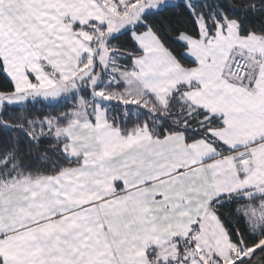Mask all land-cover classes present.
<instances>
[{"label":"snow or ice","instance_id":"snow-or-ice-1","mask_svg":"<svg viewBox=\"0 0 264 264\" xmlns=\"http://www.w3.org/2000/svg\"><path fill=\"white\" fill-rule=\"evenodd\" d=\"M42 73L73 125L0 146V264H264V0H0V84Z\"/></svg>","mask_w":264,"mask_h":264},{"label":"trees","instance_id":"trees-1","mask_svg":"<svg viewBox=\"0 0 264 264\" xmlns=\"http://www.w3.org/2000/svg\"><path fill=\"white\" fill-rule=\"evenodd\" d=\"M0 93L13 94L7 83L0 84ZM70 108H75V104L65 98L53 103L41 99L27 100L21 104L0 103V113H2L0 114V146L7 152V158L12 160L13 156L19 154L14 147L17 142L20 145L21 152L31 148L35 154L44 149L45 144H41L39 147L29 145L24 134L31 133L32 139H37L32 132V127H36L38 118L39 123L45 120L44 117H47V119L58 118L63 112H68ZM29 117L32 119L31 124L28 123ZM71 122L73 121L63 119L58 121V125L61 128ZM5 126H8V131H4ZM3 154L4 152H0V155ZM27 159L31 158L28 157Z\"/></svg>","mask_w":264,"mask_h":264},{"label":"rangeland","instance_id":"rangeland-1","mask_svg":"<svg viewBox=\"0 0 264 264\" xmlns=\"http://www.w3.org/2000/svg\"><path fill=\"white\" fill-rule=\"evenodd\" d=\"M23 69V65H21L20 67V71H22ZM79 74V69H76V71H74V73L71 75V76H75ZM43 73L41 74V77H42ZM39 78V84L37 86H31L27 80L23 78H20L17 82V88H21V91H24V95L23 93H20L19 95H14V98H17L19 100H27V99H41L43 101H46V102H56L58 100H53L51 98V96L44 90L46 89H54L55 88V85L57 83V81H53L51 80V83H48V82H41L40 79L42 78ZM27 78V77H26ZM61 79V78H59ZM69 80V78H68ZM26 81V82H25ZM30 81V80H29ZM27 83V84H25ZM47 97V98H46ZM13 98V94H5V93H0V103H7L8 101L10 102ZM63 98V97H62ZM78 99L77 98V102H78ZM69 111H75V108L73 109H69ZM67 112V111H66ZM65 113V112H63ZM62 113V114H63ZM62 114L58 117V118H49V119H46V120H43L41 121L40 123H36V127H32V132L34 133V135L38 138L42 135H49V136H55L58 129L60 128L59 125H58V121L61 120V116ZM65 120H71L69 119L67 116L64 117ZM0 163H3V161H1ZM206 264H207V261H206ZM225 264H227V262H225Z\"/></svg>","mask_w":264,"mask_h":264},{"label":"crops","instance_id":"crops-1","mask_svg":"<svg viewBox=\"0 0 264 264\" xmlns=\"http://www.w3.org/2000/svg\"><path fill=\"white\" fill-rule=\"evenodd\" d=\"M58 2H59V0H58ZM89 15H95V13H88ZM100 15L101 16H103V13H100ZM65 63V61H63V60H60L58 63H57V68H58V70L62 67V65ZM71 63H72V65H73V68H75L76 67V62H75V59H72L71 60ZM74 73V71H71L70 72V75H72ZM42 79H40L41 80V82H48V83H51V80L50 79H48V77L46 76V75H42V77H41ZM61 79L60 80H68V78H69V74H64V75H62L61 77H60ZM24 79L25 80H27V82L31 85V86H37L38 84H39V82L38 83H34V82H32V81H29L26 77H24ZM26 82V81H25ZM25 84H27V83H25ZM20 93H23V95H24V91H21V88H17V85H16V90H15V94L13 93V100H11L10 102L8 101L7 103H11V104H17V103H19V104H21V103H23V102H25V101H27V100H34V99H27V100H19V99H17V98H14V95L16 96V95H19ZM72 125H73V122H71V123H69V124H67V125H65V126H63V127H61V128H59L58 129V131L57 132H59L60 134H61V136H63L64 134H65V132H66V130L67 129H70L71 127H72ZM178 228H179V230L180 231H184V233L186 234V228H187V225H184V226H177ZM173 234H175V233H173Z\"/></svg>","mask_w":264,"mask_h":264}]
</instances>
